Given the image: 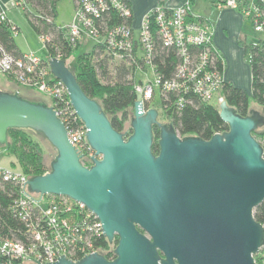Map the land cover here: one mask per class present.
Instances as JSON below:
<instances>
[{"label":"water","instance_id":"obj_1","mask_svg":"<svg viewBox=\"0 0 264 264\" xmlns=\"http://www.w3.org/2000/svg\"><path fill=\"white\" fill-rule=\"evenodd\" d=\"M47 62L88 129L94 164L82 165L52 106L23 99L18 91L0 90V145H8L10 129L42 133L58 154L49 172L30 177V191L83 203L98 215L110 242L114 234L120 239L114 259L93 252L74 262L61 254L43 264H257L264 225L254 211L264 202V148L253 132L264 125L261 111L252 108L243 117L222 102L220 117L229 128L204 140L182 138L173 124L159 121V111H145L137 100L126 138L83 91L66 60Z\"/></svg>","mask_w":264,"mask_h":264},{"label":"built area","instance_id":"obj_2","mask_svg":"<svg viewBox=\"0 0 264 264\" xmlns=\"http://www.w3.org/2000/svg\"><path fill=\"white\" fill-rule=\"evenodd\" d=\"M24 2L15 0L13 5L20 7ZM222 7L239 9V0L216 5ZM76 14V21L67 27L71 42L100 38L97 44L105 47L101 57H109L112 70L118 65L132 67L134 90L145 111L155 108L167 117L170 107L182 111L199 102L220 108L225 101L222 90L226 81L219 64L223 59L212 41V20L195 16L189 0L176 8L158 4L139 27H135L133 12L122 0H78ZM243 15L250 18L255 30L264 32V8L252 4V10H245ZM8 23L7 10L0 3V27ZM11 28L17 33L16 26ZM1 73L20 87L51 98L82 165L91 167L96 151L88 143V129L76 114L66 85L53 76L48 62L36 55L16 58L0 42ZM5 152L0 150V154ZM29 179L19 164L11 167L0 160V195L10 196L7 207L22 225L20 237H6L0 232V264H43L61 254L76 262L93 252L111 254L114 259L116 246H106L108 237L98 215L68 196L30 191Z\"/></svg>","mask_w":264,"mask_h":264},{"label":"trees","instance_id":"obj_3","mask_svg":"<svg viewBox=\"0 0 264 264\" xmlns=\"http://www.w3.org/2000/svg\"><path fill=\"white\" fill-rule=\"evenodd\" d=\"M61 0H25L24 10L29 24L37 34L44 38V45L48 51V58L59 57L68 60L77 50L80 43L71 42L68 28H64L58 22V3ZM77 1L75 0L76 7ZM131 8L130 1L122 0ZM195 0H189L192 5ZM213 7L219 3H225L227 0H212ZM264 8V0H239V10L244 14L245 10H252V4ZM160 4H164L161 2ZM250 19L248 16L246 17ZM132 18L128 19L131 22ZM12 23H8L0 27V42L6 50L13 54L16 58H23L24 53L19 50L15 39L13 38ZM264 33V32H263ZM104 46L96 44L90 53H80L77 56L75 64V74L82 89L88 96L96 99L107 113L111 124L119 132L127 138L132 132L131 121L134 115V106L138 96L134 90V79L131 78L132 67L125 65L110 68L109 57L101 55L104 52ZM249 53V62L251 67L252 89L250 94L243 88L235 87L227 82L223 85L222 94L227 104L233 108L236 114L246 117L249 115L250 100L260 107H264V41L257 44H250L247 47ZM223 59V58H222ZM220 70L224 71L225 63L219 60ZM47 63V60L44 61ZM163 69V67H162ZM9 78V77H8ZM9 80L12 81L11 78ZM173 94L170 95V99ZM165 123L173 124L180 136H197L202 139H210L216 132H224L229 128L220 117V108L215 105L200 104L199 102L193 106H186L182 111H178L173 107L167 110ZM170 116V117H169ZM168 118H172L171 122ZM30 129L15 128L8 132L9 143L2 146L3 150H7L10 155L17 157L20 162L21 169L29 177L39 176L49 172L51 164L48 165L44 160V149L39 142H36L31 134ZM154 142L153 151L159 153L158 139L160 137L159 128L154 126ZM253 135L264 148V131L258 130ZM10 196L0 195V232L4 236H21L18 232L22 228L20 221L12 215L7 205ZM254 217L262 225H264V202L257 206L254 211ZM108 248L116 246L118 241H104ZM264 245L255 255L257 264H264ZM111 254L105 257L110 258Z\"/></svg>","mask_w":264,"mask_h":264},{"label":"rangeland","instance_id":"obj_4","mask_svg":"<svg viewBox=\"0 0 264 264\" xmlns=\"http://www.w3.org/2000/svg\"><path fill=\"white\" fill-rule=\"evenodd\" d=\"M15 0H0L2 6H4L7 10V17H9V21L18 28L17 33L13 31L12 35L15 39L17 47L21 50L22 53L27 55H36L39 59L46 61L48 59V51L44 45V40L37 34L33 27L29 24L27 16H25V6L21 5L15 6L13 2ZM212 0H195L192 5L193 14L197 17L205 16L208 17L213 8ZM58 19L57 22L63 26L64 28L70 26L76 21V3L75 0H61L58 3ZM247 31H248V43L245 46V60L249 62V53L247 51V47L250 44H257L258 42L264 41V33L257 31L254 29L252 22L247 18ZM100 38H92L85 37L81 40L79 45V50H77L70 58L67 60V65L75 70V64L77 61V56L80 53H90L94 46L98 43ZM250 64V62H249ZM112 68V67H111ZM143 78V75L139 76ZM0 90H3L8 93H15L18 91V94L23 98L27 99L33 103H40L44 105L52 106L51 98L45 94H42L38 90H34L29 87H20L18 84L9 80L6 74H0ZM250 107L264 115V107L258 106L253 99L250 100ZM134 116V115H133ZM159 121H166L165 115L160 114ZM130 124V122H128ZM258 131H264V125L261 128H258ZM31 134L32 138L39 142L44 149V160L48 165L52 163V161L56 158L58 154V150L48 141L47 138L44 137L42 133L35 132L33 130H28ZM2 146L0 145V150ZM7 151V150H6ZM0 160L11 167L19 164L17 157L10 155L9 152H5V154H0ZM14 166H13V165ZM50 171V170H49ZM45 204L47 201L44 202ZM264 255V254H263ZM256 261V260H255Z\"/></svg>","mask_w":264,"mask_h":264},{"label":"crops","instance_id":"obj_5","mask_svg":"<svg viewBox=\"0 0 264 264\" xmlns=\"http://www.w3.org/2000/svg\"><path fill=\"white\" fill-rule=\"evenodd\" d=\"M127 1L131 3L135 27L141 26L144 17L161 2L173 8L181 6L186 2V0ZM205 18L212 20L214 30L212 41L225 63L223 71L225 81L235 87L245 89L250 94L252 89V73L250 64L244 57L246 52L245 46L248 43L249 36L247 31V18L235 7L214 8L211 14ZM243 42H245V46Z\"/></svg>","mask_w":264,"mask_h":264},{"label":"flooded vegetation","instance_id":"obj_6","mask_svg":"<svg viewBox=\"0 0 264 264\" xmlns=\"http://www.w3.org/2000/svg\"><path fill=\"white\" fill-rule=\"evenodd\" d=\"M114 241L113 242H115V241H118L119 242V239H120V236L119 235H117V234H114Z\"/></svg>","mask_w":264,"mask_h":264}]
</instances>
